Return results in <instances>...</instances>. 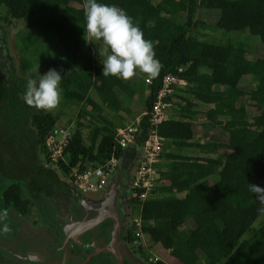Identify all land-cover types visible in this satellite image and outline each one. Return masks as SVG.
<instances>
[{"label": "trees", "instance_id": "1", "mask_svg": "<svg viewBox=\"0 0 264 264\" xmlns=\"http://www.w3.org/2000/svg\"><path fill=\"white\" fill-rule=\"evenodd\" d=\"M97 2L125 10L152 42L163 66L144 98L145 113L139 118L132 148L119 147L115 131L106 126L95 129L87 143L76 128L65 147V161L56 167L43 166V143L57 118L21 98L27 80L36 75L29 71L33 66L40 63L41 75L53 68L59 71L64 97L86 101L107 125L111 122L103 116L105 110L128 111L115 90L129 97L136 92L126 81L102 75L103 64L84 39L85 0H0L6 9L0 15V178L25 182L48 197L59 198L73 191L60 179L57 168L66 174L72 167L102 164L115 155L121 170H128L149 132V111L161 80L167 73L176 74L186 84L179 89L182 103L177 118L158 126L165 138L160 158L166 161L157 164L161 183L142 205L143 231L182 264H198L200 259L201 264H264V222L241 239L260 215L261 205L249 191V183L261 187L259 182L264 180V0ZM199 8L219 11L216 29L257 36L263 43L262 53L250 59L243 42L221 45L200 40L194 32ZM11 19L27 26L15 35L20 74L6 54ZM245 76L251 80L247 89L239 85ZM190 96L212 105L206 118L228 133L226 142L194 141L190 120L199 109ZM247 104L260 110L255 121L249 119ZM14 189L12 184L4 191L6 202H17Z\"/></svg>", "mask_w": 264, "mask_h": 264}, {"label": "rangeland", "instance_id": "2", "mask_svg": "<svg viewBox=\"0 0 264 264\" xmlns=\"http://www.w3.org/2000/svg\"><path fill=\"white\" fill-rule=\"evenodd\" d=\"M5 7L2 5L0 6V15L5 14ZM219 11L218 10H212V9H204L199 8L196 13V18L199 21L198 27L195 28L194 32L198 36L200 40H204L209 43L214 44H221V45H227L229 42H243L246 46V55L248 58L253 59L259 56L262 53V41L254 35L249 34L247 31H229V32H223L220 29H216L214 27V24L218 18ZM27 30L26 24L19 19H11V22L9 24V38H8V48L6 51V54L8 55L7 58L9 62L13 65L14 70L16 73H21V66H20V56L15 48V35L18 32H22ZM92 48L94 51L95 57L99 58L100 61L103 63V59L107 54H110V52H105L104 55H101L102 52H104V49L106 46L102 42H95L91 43ZM44 68V67H43ZM144 74L140 73L137 75V78H139V82L141 87H145L141 91V93L149 94V85H147L144 82ZM136 79V78H135ZM250 77L245 76L241 78L239 85L242 88H249L250 86ZM133 84V83H132ZM61 87V86H60ZM117 96L123 101L124 106L128 108V111L121 112L119 114H113L108 110H105L103 112V116L111 122L110 125H107L106 122L93 114L90 111V105L86 101H79L75 99H69L64 97L62 92V101L57 110L52 112L56 115L57 118V124L62 125L70 122H75L77 125V129L81 131L84 137V141L87 143L89 142L93 131L97 128L102 127H108L111 130L117 132L118 128L126 127L127 125H136L139 120V118L142 116V113L145 112V104H144V97L136 94L133 97H129L125 95L124 92L121 90L116 89ZM176 98H178V101L173 102V106L170 108L168 113H171L170 111L175 109L178 110L181 102V99H179V93L177 92ZM191 97V96H190ZM197 108H200V113L197 114L193 119L190 120L192 123V129L194 133V138L200 139V140H206V141H227L228 140V133L223 130L221 127L215 125L213 126L210 121L206 118V110L208 106L199 105L197 104ZM246 109L249 113V119L251 121H255L258 119V116L260 114V110L254 107L252 104H247ZM172 116L173 114H169ZM176 116V115H173ZM115 136V134H114ZM99 138V137H98ZM129 148H132L130 145ZM128 148V149H129ZM135 164V162H134ZM91 165L86 164L85 166ZM59 171V169L57 168ZM61 174V171H59ZM122 170L120 167H117L116 171L114 172V176L117 174L121 175ZM110 178V179H111ZM1 181V180H0ZM260 186L264 187V180H260ZM21 191L23 188L27 189L28 191V184L25 182H18L17 184ZM107 193V188H105L103 191L98 193H86L83 194L82 198V205L81 207L82 213L78 218H75L76 220L80 219L84 207H86V204L89 206H92V203H89V201L99 203L97 206H102V202L105 199V195ZM78 195V194H77ZM66 196L60 197L55 203H67L66 202ZM87 199V200H86ZM89 199V201H88ZM118 200L115 204V210L117 211L120 219V230H119V239H120V251L122 254V257H125L129 261L131 260L130 255H139L137 257V262H134L135 264H145L142 260V256L146 255V260L149 257V261L147 260V263L152 264L155 263L158 260V256L161 260L165 261L167 264H182L180 261H178L176 258L169 256L167 253H165V250L159 246L158 244L155 245L152 243L146 234L143 235L142 238L138 239L137 243H134L133 241H130L129 237L126 236V228L129 225V220L134 214V209H129V206L122 205V209H120V206H118ZM94 203V204H96ZM107 222L109 224V235L111 234L114 220L111 216L107 217L105 221L100 222L97 226L91 228L87 233H95L96 235V244L93 245L94 247L97 246H103L108 242H104L101 240V238L98 237V234L101 229V224ZM264 222V215L260 214L258 218L252 223V225L247 229V231L242 235L241 239L248 238L251 234L255 232V230ZM110 237V236H109ZM157 258V260H153ZM152 259V260H150ZM145 260V262H146ZM114 263V262H113ZM201 259L198 261V264H201Z\"/></svg>", "mask_w": 264, "mask_h": 264}, {"label": "flooded vegetation", "instance_id": "3", "mask_svg": "<svg viewBox=\"0 0 264 264\" xmlns=\"http://www.w3.org/2000/svg\"><path fill=\"white\" fill-rule=\"evenodd\" d=\"M0 180V215L6 217L0 222V240L6 244V248L0 250V264H113L115 256L112 253L104 251L96 253L93 244L76 242L66 235V227L60 215L78 218L82 213L83 195L74 188L70 186L72 195L66 206L59 208L57 205L60 202L57 204L55 202L60 197L45 198L43 192L33 189L30 185L28 191L25 188L21 191L17 185L18 181L4 178ZM121 180L124 184L129 183V175L125 171L121 173ZM12 184L17 202H14V199L6 202L3 193ZM127 194V187L119 189L120 197L117 203L120 209L122 205L127 206ZM89 203L93 206L99 204L92 201ZM4 223L10 229L8 232L2 231ZM108 231L109 224L102 223L98 237L104 242L110 239ZM126 236L129 237L127 234ZM59 247L62 249L59 250ZM130 256V261L122 257L123 264L137 262L139 255ZM141 258L145 264H149L147 263L149 257L146 260L144 254Z\"/></svg>", "mask_w": 264, "mask_h": 264}, {"label": "built area", "instance_id": "4", "mask_svg": "<svg viewBox=\"0 0 264 264\" xmlns=\"http://www.w3.org/2000/svg\"><path fill=\"white\" fill-rule=\"evenodd\" d=\"M178 70L180 71L181 68ZM152 81L144 77V82L147 85H150ZM185 84L186 81L176 74L167 73L163 76L149 111V132L139 148L135 164L125 171L129 175V183L124 187L128 188L127 206L135 211L129 220L126 234L134 243H137L138 239L145 234L143 231L144 220L141 216L142 205L160 179L157 164L160 161L165 138L158 132V126L170 118L168 111L173 106L175 87ZM76 128L75 122H70L62 125L56 124L50 130L43 143V166L56 167L60 160L65 161L64 150ZM137 131L138 123L118 128L114 141L119 147L126 149L134 142ZM120 165V159L111 155L102 164L88 165L83 168L72 167L68 173L64 174L65 180L80 194L98 193L106 188L110 178ZM153 260L156 261L157 258Z\"/></svg>", "mask_w": 264, "mask_h": 264}, {"label": "clouds", "instance_id": "5", "mask_svg": "<svg viewBox=\"0 0 264 264\" xmlns=\"http://www.w3.org/2000/svg\"><path fill=\"white\" fill-rule=\"evenodd\" d=\"M84 15L86 42H102L106 48L101 55L110 50V54L103 59V76L131 81L142 73L148 80L158 78L163 66L156 58L154 46L144 38L142 30L125 10L116 5L98 3L97 0H85ZM39 70L40 63L29 70L36 75L27 80L21 98L37 110L54 112L62 101L63 89L60 85L63 76L54 68L43 75ZM249 191L256 194L261 205L258 212L264 215V188L249 183ZM5 219L4 215H0V222ZM9 230L4 223L2 231Z\"/></svg>", "mask_w": 264, "mask_h": 264}, {"label": "water", "instance_id": "6", "mask_svg": "<svg viewBox=\"0 0 264 264\" xmlns=\"http://www.w3.org/2000/svg\"><path fill=\"white\" fill-rule=\"evenodd\" d=\"M125 186L126 184L122 182L120 174H117L116 176L111 178L106 186L107 193L105 195V199L102 202V206L99 205L97 207H93L86 204V207L83 208L84 211L81 218L75 221V231L70 235V238L73 241L91 243L95 245V233H92L91 231L90 233H87V231L97 226L100 222L105 221L107 217L111 216L114 220V224L110 234V241L103 246H97L96 253L99 251L112 253L115 256L113 264H123V258L119 248V230L121 219L117 211L115 210V204L117 199L120 197L119 189L124 188Z\"/></svg>", "mask_w": 264, "mask_h": 264}, {"label": "crops", "instance_id": "7", "mask_svg": "<svg viewBox=\"0 0 264 264\" xmlns=\"http://www.w3.org/2000/svg\"><path fill=\"white\" fill-rule=\"evenodd\" d=\"M94 51H95V48H94ZM140 73H138V75H139ZM139 78H137L136 77V79L134 78L133 80H131V81H126L133 89H134V91L136 92V94H139V95H141V96H143L144 98H146L147 96H148V94H143V93H141V91L144 89V91H145V87L143 86V88L141 87V85H140V82H139ZM133 83V84H132ZM180 87H184V85H180V86H176L175 87V93H174V102L176 103V101H178V98H176V94H177V92L179 93V95L181 94L180 93V91H179V89H180ZM180 99V98H179ZM190 101L192 102V103H194V104H199V105H204V106H208V108H210V107H212V105H206V104H203V103H200V102H198L197 101V98H195L194 96H191L190 97ZM207 108V109H208ZM199 109V113H200V108H198ZM173 115H176L177 113V110L175 111V109H174V111L173 110H171L170 111ZM171 113H169V114H171ZM198 113V114H199ZM143 114V113H142ZM55 115V114H54ZM170 116L169 115V117L170 118H177V115L176 116ZM56 116V115H55ZM194 139V141H196V142H199V143H206V142H208V141H206V140H200V139H197V138H193ZM222 142H226V141H222ZM172 151H174V152H177V150H172ZM221 152H225V151H227V150H220ZM163 161H166V159H162V158H160V161H159V163L160 162H163ZM58 172V175H59V177H60V179L61 180H64V181H66L65 180V175L64 174H62V172H61V174L59 173V171H57ZM161 183V180L159 179L158 180V183H157V185H159ZM43 194V193H42ZM83 195V194H82ZM63 196H66L65 198H66V202H68L69 201V195H66V194H64ZM62 196V197H63ZM44 197L45 198H49L48 196H46V195H44ZM81 198H83V196H81ZM87 200V199H86ZM59 208H61V207H65L66 206V203L64 204V203H62V204H58L57 205ZM93 206V205H92ZM57 207V208H58ZM93 207H97V206H93ZM60 218L62 219V221H63V223L65 224V227H66V235L68 236V238H70V235L75 231V228H74V226L76 225V219L73 217V218H71V217H69L68 215H60ZM155 245H157V244H155ZM6 248V244L4 243V241H1L0 240V250H4ZM60 249H62V248H60L59 247V250ZM165 250V253H167L169 256H171L170 254H169V250H166V249H164ZM172 257V256H171ZM158 260H161L160 258H159V256H158ZM161 261H163V260H161ZM163 262H165V261H163Z\"/></svg>", "mask_w": 264, "mask_h": 264}]
</instances>
